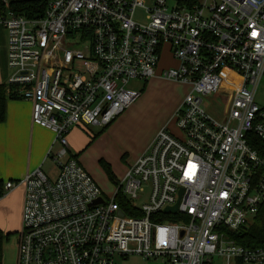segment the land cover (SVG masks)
Instances as JSON below:
<instances>
[{
    "label": "built area",
    "instance_id": "1",
    "mask_svg": "<svg viewBox=\"0 0 264 264\" xmlns=\"http://www.w3.org/2000/svg\"><path fill=\"white\" fill-rule=\"evenodd\" d=\"M0 25L7 92L30 101L31 122L57 145L46 153L53 176L37 168L4 184L23 185L16 264H115L130 255L264 264V246L230 235L264 209V156L251 144L252 136L264 143V106L255 102L264 0H48L38 17L5 10ZM165 46L177 65L159 77L188 86L173 115L180 134L160 128L107 196L70 153L67 134L119 116L141 94L129 83L155 76ZM223 71L237 82L227 85ZM212 97L223 102L214 116L203 101Z\"/></svg>",
    "mask_w": 264,
    "mask_h": 264
},
{
    "label": "rangeland",
    "instance_id": "2",
    "mask_svg": "<svg viewBox=\"0 0 264 264\" xmlns=\"http://www.w3.org/2000/svg\"><path fill=\"white\" fill-rule=\"evenodd\" d=\"M141 12L137 11L135 18L140 17ZM177 60L172 56L165 46L161 51L155 76L147 81L133 80L130 87H142L140 96L130 104L119 116L107 126L79 125L75 126V143L81 145V152L75 149L71 142L70 153L82 165V167L93 177L96 183L104 190L107 196L113 190L114 183L109 179L107 170L120 172L127 162L144 147L153 130L167 127V130L174 135H179V129L173 118L174 111L188 86L177 81L158 77L162 70L175 68ZM222 75L227 85L237 82V77L223 71ZM203 101L211 106L209 110L216 114V111L223 106L220 99L213 97L204 98ZM255 102L264 106V74L255 91ZM74 127V128H75ZM56 148V147H54ZM78 153V155H77ZM47 160L42 171L46 173L45 166L49 167ZM51 167V165H50ZM52 172L55 169L52 168ZM52 176V173L51 175ZM145 192L149 190V184L144 183ZM145 194L135 203L139 204ZM18 251V230L8 234L4 241L2 250V264H16ZM215 263L220 264L215 259ZM115 264H163L160 258L145 259L137 255H130L125 259L116 258Z\"/></svg>",
    "mask_w": 264,
    "mask_h": 264
},
{
    "label": "crops",
    "instance_id": "3",
    "mask_svg": "<svg viewBox=\"0 0 264 264\" xmlns=\"http://www.w3.org/2000/svg\"><path fill=\"white\" fill-rule=\"evenodd\" d=\"M10 1L14 0H4L5 3ZM10 72L7 65V31L0 25V83L7 82ZM75 130L76 127L69 130L67 140L74 145L76 150L81 152V145L75 143ZM158 130H153L144 147L130 162H127L120 172L115 173L117 181L122 178L126 169L135 159L146 151ZM53 139L54 134L50 130L31 122L30 101L18 97L7 98L5 118L0 122V180L4 184L7 181H17L27 172L37 168L42 169L47 160L49 161L46 158L49 147L53 149L57 147L53 143ZM50 165L49 167L45 166V171L46 174L51 175L52 173L53 176L55 172H52L53 167ZM112 188L113 190L108 192L109 195L114 191L115 184ZM22 198L23 185L21 183H17L11 189H4L2 196H0V230L4 233L9 234L19 230Z\"/></svg>",
    "mask_w": 264,
    "mask_h": 264
},
{
    "label": "trees",
    "instance_id": "4",
    "mask_svg": "<svg viewBox=\"0 0 264 264\" xmlns=\"http://www.w3.org/2000/svg\"><path fill=\"white\" fill-rule=\"evenodd\" d=\"M48 0H14L5 3L4 0H0V13H4L5 10H10L16 14L23 15L25 17H38L43 14ZM7 84L0 83V122L5 118V105L7 98H15L14 95L7 92ZM9 90H12V86H9ZM107 126V125H106ZM251 144L264 156V143L256 137L251 138ZM76 156V155H75ZM109 179L116 184L117 179L114 173L107 170ZM4 192V183L0 180V196ZM121 208L126 212L128 201L122 194L117 195ZM231 238L240 245L246 247L264 246V209L262 208L255 220L247 227H242L235 232H230ZM8 233H4L0 230V264H2V250L4 241L7 240Z\"/></svg>",
    "mask_w": 264,
    "mask_h": 264
},
{
    "label": "water",
    "instance_id": "5",
    "mask_svg": "<svg viewBox=\"0 0 264 264\" xmlns=\"http://www.w3.org/2000/svg\"><path fill=\"white\" fill-rule=\"evenodd\" d=\"M181 193V190H179V194ZM100 199H98L97 201H99ZM176 206L177 203H175L173 206L170 207H166L163 209L164 212H175L176 211Z\"/></svg>",
    "mask_w": 264,
    "mask_h": 264
}]
</instances>
